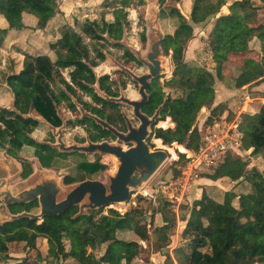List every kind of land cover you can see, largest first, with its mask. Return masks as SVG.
Listing matches in <instances>:
<instances>
[{
  "label": "trees",
  "instance_id": "trees-1",
  "mask_svg": "<svg viewBox=\"0 0 264 264\" xmlns=\"http://www.w3.org/2000/svg\"><path fill=\"white\" fill-rule=\"evenodd\" d=\"M165 0H159L163 4ZM178 3L182 0H173ZM192 2L189 20L183 17L176 7L169 8V14L177 22L174 33L167 35L162 42L163 52L170 53L174 64L172 76L167 81L179 95L167 98L161 110V119L169 118L174 127L157 128L155 138L165 145L176 143L192 153L202 148V136L196 126L202 108L212 106L215 99V77L201 66L187 65L183 52L192 39V25H198L214 17L212 34L207 46L215 68L222 77L232 82L235 89L253 86L264 82V16L251 0H235L228 5L227 14H219L226 0H190ZM144 5L143 0H106L103 6L112 8V21H107L102 13L99 20L85 19L77 25L78 32L71 27L60 30V38L55 44L56 61L47 56H31L24 53L22 69L18 74L4 76L5 83L13 94L14 110L0 107V150L9 157L20 160L17 155L23 147L33 148L34 157L43 168L50 169L56 159L67 155L49 145L36 142L31 136L39 122L27 116L34 113L45 121L58 126L55 106L63 99L67 108L75 111V105L62 91L53 96L51 84L60 77L59 69L70 68V78L95 103H107L95 93L93 86L104 94H111L104 82L106 77L96 79L90 66L95 59L105 60L102 49L109 43L107 38L118 40L128 25L127 9ZM57 0H0V16L7 28H0V47L9 31L25 28L24 17L35 20V28L43 30L57 14ZM264 14V13H263ZM161 17H165L161 13ZM85 39L91 43L86 44ZM256 39L259 50L249 46ZM91 53L94 57H91ZM239 58V62L231 61ZM235 72H237L236 75ZM52 94L53 97H50ZM61 96V97H59ZM162 96L153 100L152 108L162 104ZM85 111L111 123L104 108H96L79 98ZM218 108V107H217ZM79 124H87L89 139L96 141L108 134L84 117ZM241 148L252 149V155L264 156V105L253 113H245L238 124ZM98 132V134H97ZM23 179L32 173V167L22 160ZM249 163L231 152L227 153L212 173L204 175L211 181L227 178L232 182L245 181L249 191L238 196L228 191L224 200L217 202L206 194L195 200L183 229V243L176 250L178 264H264V175ZM77 168L92 175L102 171L104 165L98 161L82 162ZM74 179L66 177L64 183ZM238 198L235 207L232 200ZM38 207L36 201L8 207L11 214L30 212ZM77 207L56 216H45L40 223L22 218L0 226V260L9 258V245L22 243L28 251H36L41 241H46V258L57 264L72 259L78 264H95L94 255L89 252L106 245L104 255L98 259L103 264H132L144 248L136 241L117 239L119 231L132 230L140 241L149 240L145 225H139L142 215L127 212L123 215L112 210L109 215L95 218L93 211L78 215ZM165 225L156 228L157 242H168L175 222L164 220ZM67 242V249L66 243ZM168 264H173L165 255ZM45 259L37 254L30 259L24 257L18 264H42Z\"/></svg>",
  "mask_w": 264,
  "mask_h": 264
},
{
  "label": "rangeland",
  "instance_id": "rangeland-1",
  "mask_svg": "<svg viewBox=\"0 0 264 264\" xmlns=\"http://www.w3.org/2000/svg\"><path fill=\"white\" fill-rule=\"evenodd\" d=\"M104 1L106 0H58V12L55 15L58 21H55L54 24L57 26L56 29L59 31L67 26L78 32L77 25L81 24L85 19L91 21L99 20L102 13L105 15L107 21H112V8L104 7ZM144 1V5L138 8L127 9L128 27L120 43L131 50H143V37L146 39L148 47L156 41V33L150 29L151 27L154 30H158L164 39L167 35L174 33L177 22L169 14L170 7H176L179 13L189 20L192 5L190 0H182L178 3H175L173 0H165L163 4L159 5L154 2V6L152 1ZM234 1L226 0V5L220 9L219 14H223L224 12L228 13L225 9ZM251 1L256 7L264 8V0ZM161 13H164L165 17H161ZM263 13L264 10L262 9L258 11L259 16H264ZM214 21L215 18L210 17L204 23L192 25L193 36L183 52V61L187 65L201 66L211 72L215 77L214 102L209 108H202L200 110L196 121V126L202 136V148L195 154L176 143L165 145L160 141L161 147H156L161 149H167L168 147L169 158L153 177L136 190H133L130 199L126 203H113L99 209L91 210L95 214V218L101 215H109L112 210L117 211L121 215L135 211L142 215L138 223L139 225L146 226L150 237L149 240L142 241L143 243H141L140 238L132 230L119 231L116 234L117 239L136 241L143 248L148 247L144 251L142 250L132 264H168L169 261L165 255L170 257L173 264H178L175 252L179 245L183 243L182 231L186 226V220L194 201L200 199L203 193L217 202H222L225 192L232 191L238 196L249 191L250 188L245 181L232 182L227 178L211 181L204 176L212 173V169L222 162L227 153L231 152L238 155L249 163V169L255 168L264 175V156L252 155V149L245 151L241 148V135L237 128L243 114L253 113L260 105H264V82L235 89L231 81L222 77L221 71L214 67L207 46L208 39L212 34ZM30 39L31 37H27L26 35L21 37V41L25 43H30ZM107 41L116 43V41H112L109 38H107ZM35 42V45L43 46V36H37ZM85 43H88V40H85ZM249 46L259 50V43L256 39L251 41ZM123 51L126 50L106 48L104 50L106 61L100 63L93 70L96 78L105 73L112 77L114 72L112 69L114 67L112 64L114 60L113 56L118 57V54L121 56ZM11 52V49H0V70H8L10 68L13 72L15 69V59L12 58L13 54ZM159 59L163 67L162 74L159 75L158 80L159 88L163 93L164 99L175 98L179 95L178 91L170 87L167 83L174 69L170 53L164 55L161 48ZM233 62H239V58H234L231 63ZM236 74L237 72L234 75ZM62 77L66 81L69 80L68 70L62 71ZM94 86L98 88V84ZM57 88L67 93L75 105V111H68L64 106L59 107L58 114L62 119V125L54 131L48 123L40 120L39 126L32 132L31 137L36 142L51 147L56 143L58 136H61L65 146L79 144L77 142L79 139L86 138V130L82 127H75L74 125L76 120L86 117L85 114L88 113L83 109L79 98L91 105H93V102L74 85L72 86L74 94L71 88L69 89L66 85L59 82ZM127 89V93L132 94L131 90H133V87L130 84ZM1 104L2 101L0 100ZM29 115L31 117H37L34 113H30ZM158 120L161 123L152 129L153 134L157 128L172 129L174 127V124L168 117L164 119L159 117ZM55 149L59 152L57 148ZM61 153H64L67 157L63 160H58L56 166L45 170L43 174H39L36 168L38 161L33 156V149L23 147L18 154L22 160L26 161L32 167V174H34L25 181V179L18 175L19 172L22 173L21 163L11 159L4 152H0V178L7 176V173L4 171L6 170L4 169L6 168L5 166L9 167V165H12L11 174L14 176L17 174L18 176L10 180V185L12 192L16 194L23 187H28L38 182L41 176L42 178L52 177L58 181L66 177L74 179L73 182L64 184H76L85 179L99 180L107 183L108 178L116 170V160L112 155L100 153L82 154L77 152ZM94 161H98L104 165V169L89 175L85 174V171L77 168L82 162L92 163ZM71 187L61 186L57 200L62 199ZM232 204L237 207L238 198H234ZM76 207L78 213L88 214L89 210L82 212L80 206ZM4 209L5 206L0 202V222L8 217V213ZM38 212L39 208L36 207L28 213L37 214ZM165 219L173 220L175 226L170 231L168 242H157V234L154 230L164 226ZM36 221L37 223L41 222L40 219ZM65 244L67 249V242ZM105 250L106 245H102L93 251L89 250L95 257V264H103L98 259L104 255ZM37 254H40L45 259L42 264H57L55 261L52 262L46 258V241H41L36 251H28L22 243H12L9 245V258L7 260H0V264H18L24 257L32 259ZM154 254H157V261L155 260ZM59 264L78 263L72 259H67L60 261Z\"/></svg>",
  "mask_w": 264,
  "mask_h": 264
},
{
  "label": "water",
  "instance_id": "water-1",
  "mask_svg": "<svg viewBox=\"0 0 264 264\" xmlns=\"http://www.w3.org/2000/svg\"><path fill=\"white\" fill-rule=\"evenodd\" d=\"M150 1L153 2V6L154 2L159 5V0ZM150 29L156 33L157 39L150 45V51L147 57L152 63H146L149 67L150 73L144 77V80H147L156 74L155 67H153V65L158 66V62L155 61V58L161 54V44L164 40L163 35L158 30H154L152 27ZM139 81L143 84V86H146L145 81L143 82V78L139 79ZM93 88L95 89L96 87L93 86ZM95 93L106 101L112 100L100 91L99 88L95 89ZM142 96L145 95L142 93ZM164 103L156 110L151 122L159 118V113L161 112ZM134 106L135 114L140 117L143 123L140 127V133H142V135L137 137L133 135L132 130H130L128 134L122 135L112 128L105 120L89 113L85 114L86 117L93 119L102 129L116 135L119 141H122L123 143L133 142L134 145L130 148L125 149L117 143H109L107 141L96 143L87 141L82 145H71L69 147H65L60 136H58L56 143L52 145V148H57L59 152H77L82 154L100 153L112 155L115 158L117 165L116 170L113 172V175L108 178L107 183L99 180L85 179L76 184H64L63 179L58 181L52 177L42 178L41 176V179L38 182L28 187L25 186L18 191V193L14 194L11 190L10 180L18 175L20 177L21 172L15 176L6 174L7 176L5 178H0V202L5 206V208L16 204H25L36 201L39 212L37 214H30L26 211L18 214H11L8 212L7 219L1 221L0 226L22 218L30 220L40 219L42 221L45 216H56L75 206H80V210L84 212L99 209L113 203H126L130 199L131 192L149 181L163 165V163L169 158V153L167 151L168 147L167 149L158 148L151 150V148L147 145L145 137L148 134L149 123L137 112V105ZM9 110L14 109L11 108ZM81 111H83V109H81ZM32 118L38 122L40 120L46 122L40 116ZM51 128L54 131L56 130L53 127ZM36 168L38 169L39 174H43L45 170H48L47 168H43L39 162ZM32 173L28 177L34 175ZM28 177L25 178V181L28 180ZM61 186L72 187L65 193L62 199L57 200V196L61 191ZM78 215L84 214L77 212L75 217Z\"/></svg>",
  "mask_w": 264,
  "mask_h": 264
},
{
  "label": "flooded vegetation",
  "instance_id": "flooded-vegetation-1",
  "mask_svg": "<svg viewBox=\"0 0 264 264\" xmlns=\"http://www.w3.org/2000/svg\"><path fill=\"white\" fill-rule=\"evenodd\" d=\"M127 22H128V19H127ZM127 27H128V25L126 27H124L123 34H122L120 39H118V40H115L112 38L110 39L112 41H116V43H110L107 41L109 43V45L106 48L110 47V48H115V49L126 50V51H123L121 56H119V54H118V57L113 56L114 60H113L112 64L114 67H112V69L114 70V72H113L112 77H110L107 73L100 75L98 78H96V76H95L96 79L106 77L104 82L110 88L111 94H109L107 96L110 99H112L111 101L104 100L107 103L106 105L101 104V103H99V104L95 103L91 99V97L87 96L83 91L80 90V88L77 86V84L75 82H72V80L70 78V72L72 69H70V68L59 69L60 77H55L54 83L51 84V90L53 92V96H55V95L58 96L59 91H62L61 89L59 90L57 88L58 82L66 85L67 88H69V89L70 88L72 89L73 85L76 86L81 92H83L88 98H90L92 100L93 105H91L90 103L87 102L88 104H90L93 107L99 108V109L100 108L105 109V111L108 114V117L111 119L112 122L109 123L106 119H102V120H105L112 128H114L118 133H120L122 135L128 134L130 132V130H132L133 135L135 137L142 135V133H140V127L142 126L143 123H142L140 117H138L135 114V106L134 105H137V107H136L137 112L141 116H143L147 120V122L149 123L148 124V132H147L148 134L145 137V142L151 148V150H155V149H158L155 145V141L158 139L155 138L152 129L154 127L158 126V124H160L161 121H159L157 118L151 122V119L153 118V116H154L156 110L159 108V106H161L166 100V99H164L163 93H162L161 89L159 88V84H158L159 75L162 74L161 72H162L163 67L161 65V61L159 59L160 55H159L155 58V61L158 62V66L153 65V67H155L156 74L147 80L145 79L146 81L144 80V77L150 73L149 67L147 66L146 63H152L147 57L149 54V51H150V46L149 47L147 46V42H146V39H144V37H143V50H140V49H136V50L132 49L131 50L127 46H123L122 43H120V42L123 38L125 30H127ZM58 39L56 40V42L54 44L49 46L50 51L52 53L51 56L48 54H44V53L29 54V55H31V56H47L52 62H55L56 61V54H55L56 46H55V44L57 43ZM85 40H88V43H86V44L91 43V41L89 39L84 38V42H85ZM106 48L102 49L103 52ZM161 48H162V44H161ZM162 52H163V49H162ZM163 54L166 55L164 52H163ZM104 56H105V54H104ZM54 57H55V59H53ZM91 57H94V54L91 53ZM105 59H106V56H105ZM104 61H106V60L98 61L97 59H95L96 65L90 66L91 70L93 71L95 67H97L100 63H102ZM22 65H23V62H22ZM63 70H68V76H69L68 81H66L62 77V71ZM93 73H94V71H93ZM12 74H14V73H12ZM94 75H95V73H94ZM142 78H143V82L145 81L146 86H143V84L139 81V79H142ZM3 82H5V78H3ZM129 84L133 87V90H131L132 94L127 93V91H128L127 87L129 86ZM90 86H94V85H90ZM62 92L66 96H68L64 90ZM72 93L74 94L73 89H72ZM142 93L145 96H142ZM160 95L163 97L162 98V104L161 105L159 104L155 108H152V103H153L154 98L156 97L157 99H159ZM53 96L51 94L50 97H53ZM59 97H61V96H59ZM61 106L66 107V109L68 111H72V110H69L67 108L66 101H64V99L59 104H56L55 116L58 117L60 124L58 126H54L52 123L46 121L51 127L55 128V129L62 125V119L58 114V109ZM94 116H96V115H94ZM160 116H161V112L159 113V117ZM79 120H82V119L76 120V123L74 126L84 128L86 130V138L85 139L84 138L79 139L77 141L79 144H73V145H82V144H85L87 141H91L89 139L90 132L88 131V126H86L87 124H79L78 123ZM91 120L93 121V123L95 125H97L93 119H91ZM97 126H99V125H97ZM36 128H34L33 131ZM102 130H104V129H102ZM105 131H107V130H105ZM32 132H31V134H32ZM107 133L108 134L103 135V137L97 139L96 141H91V142L96 143V142L107 141L109 143H117V144L123 146L125 149L130 148L134 145L133 142L123 143L122 141H119L117 139V136L114 135L113 133H111L109 131H107ZM31 134H30V136H31ZM97 134H98V132H97ZM60 138H61V136H60ZM53 139H55V138L53 137ZM61 141H62V138H61ZM65 147H69V146H65ZM0 152H3V150H0ZM19 152H17V155L20 158V156L18 154ZM70 154H76V153H70ZM33 156H34V154H33ZM63 159H65V158L56 159L54 166H56L58 160H63ZM18 161L20 163H22L21 158Z\"/></svg>",
  "mask_w": 264,
  "mask_h": 264
},
{
  "label": "crops",
  "instance_id": "crops-1",
  "mask_svg": "<svg viewBox=\"0 0 264 264\" xmlns=\"http://www.w3.org/2000/svg\"><path fill=\"white\" fill-rule=\"evenodd\" d=\"M227 9L228 8H226L225 10L228 11ZM226 13L227 12H224L223 14H226ZM55 21L56 22L58 21L56 16L52 20L49 21V23L43 30H38V29H33L35 28L34 19H32L31 17H24L25 28L19 31H9L7 35L4 37V40H3V43L0 49H11L12 51L11 53L13 54L12 58L15 59L16 66L13 72L10 68H8V70H0V100L2 101V104L0 105V107L6 108L8 110L11 108L14 109L13 108V95L9 87L6 85V83L3 82V78L4 76L8 74H12V73L17 74L22 69V62L24 59L23 54L24 53H28V54L44 53L50 56L52 55L49 46L54 44L56 40L60 37V30L58 31L56 29L57 26L54 25ZM0 28L1 29L7 28V23L1 16H0ZM23 35H26L27 37H31L30 43H25L21 41V37ZM41 35L43 36V46H39V45L37 46L35 45L36 44L35 39L37 38V36H41ZM10 46L12 47L9 48ZM5 167L6 168L4 169L6 170L4 169L3 170L7 174L12 175L11 174L12 165H9V167L7 166ZM4 210L6 213L9 212L8 208H5ZM141 243L143 242L141 241ZM145 248H148V247H144V249ZM154 255H155V260H156L157 254H154Z\"/></svg>",
  "mask_w": 264,
  "mask_h": 264
},
{
  "label": "bare ground",
  "instance_id": "bare-ground-1",
  "mask_svg": "<svg viewBox=\"0 0 264 264\" xmlns=\"http://www.w3.org/2000/svg\"><path fill=\"white\" fill-rule=\"evenodd\" d=\"M155 145L157 146V147H161V143H160V141L159 140H156L155 141ZM161 149V148H160ZM170 152H171V150H170Z\"/></svg>",
  "mask_w": 264,
  "mask_h": 264
}]
</instances>
